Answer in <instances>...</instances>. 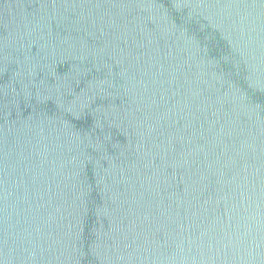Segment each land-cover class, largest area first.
<instances>
[{
  "label": "water",
  "instance_id": "water-1",
  "mask_svg": "<svg viewBox=\"0 0 264 264\" xmlns=\"http://www.w3.org/2000/svg\"><path fill=\"white\" fill-rule=\"evenodd\" d=\"M0 264H264V0H0Z\"/></svg>",
  "mask_w": 264,
  "mask_h": 264
}]
</instances>
